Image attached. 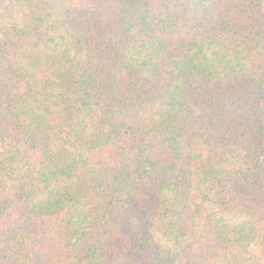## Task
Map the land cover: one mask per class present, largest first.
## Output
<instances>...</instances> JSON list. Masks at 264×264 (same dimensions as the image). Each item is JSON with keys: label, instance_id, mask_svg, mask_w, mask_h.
<instances>
[{"label": "trees", "instance_id": "1", "mask_svg": "<svg viewBox=\"0 0 264 264\" xmlns=\"http://www.w3.org/2000/svg\"><path fill=\"white\" fill-rule=\"evenodd\" d=\"M0 264H264V0H0Z\"/></svg>", "mask_w": 264, "mask_h": 264}]
</instances>
